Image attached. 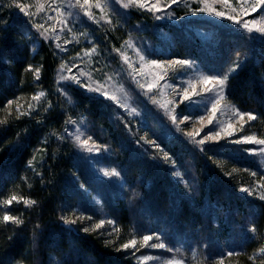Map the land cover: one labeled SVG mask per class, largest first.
<instances>
[{"label": "trees", "instance_id": "1", "mask_svg": "<svg viewBox=\"0 0 264 264\" xmlns=\"http://www.w3.org/2000/svg\"><path fill=\"white\" fill-rule=\"evenodd\" d=\"M5 1L0 0V264H136L126 258L121 245L153 231L166 240L171 230L173 246L178 239L197 252L199 257L189 264H264L260 252L264 248V201L246 200L232 189L231 178L198 152L194 153L196 172L203 177L208 173V178L196 201L190 193L180 192L163 162L147 161L123 145L124 131L106 100L75 88L68 92L70 100L59 92L61 51L38 39L32 26ZM134 21L139 22L135 15ZM175 37L180 47L202 62L206 54L224 67L234 51L245 58L229 80L227 96L256 115L249 129L264 139V42L222 34L218 46L207 53L195 49L189 37L179 33ZM9 101L13 102L10 106ZM77 117L92 124L97 134L105 131L111 136L122 175L131 184L129 191L98 178L80 156L67 133L71 119ZM212 148L240 151L223 145ZM91 192L104 202L114 235L107 236L108 230L104 233L101 228L83 231L107 216L96 210ZM12 195L36 203L5 205L3 201ZM214 203L224 209L217 216L223 221L220 226L214 221ZM78 212L85 219L71 225L63 222L62 218L76 219ZM5 213L23 223L3 222ZM250 216L255 220L254 238L236 231L239 219ZM224 241L234 243L237 250L233 253L238 254L222 258Z\"/></svg>", "mask_w": 264, "mask_h": 264}, {"label": "rangeland", "instance_id": "2", "mask_svg": "<svg viewBox=\"0 0 264 264\" xmlns=\"http://www.w3.org/2000/svg\"><path fill=\"white\" fill-rule=\"evenodd\" d=\"M5 2L16 16L32 26L38 39L49 42L61 51L62 62L57 72L59 92L69 99L68 92L75 88L83 94L106 100L119 128L124 131L123 145L130 146L147 161H154L156 164L163 162L180 192L190 193L196 201L202 183L208 178V173L203 177L196 172L194 153L198 152L199 156L207 159L223 176L231 178L232 189L246 200L264 201L260 199L264 195V187H261L264 185V151H261L264 145L245 143L243 139L246 136L263 138L251 132L249 124L252 121L248 120L247 115H243L241 119V115L236 114L250 112L239 108L227 96L229 80L244 64L245 58L234 51L233 58L224 67L218 65L216 58H206V54H203L205 62H202L187 53L185 46L180 47L179 39L175 37L176 33L187 36L193 40L191 44L195 49L207 53H212L213 47L218 46L222 34L239 35L264 42V35L255 31L248 33L243 27L245 23L252 26L254 19L258 22L256 26H260V22L264 21V3H260V0H177L176 3H172V0H142L144 8L137 5L125 8L123 4L127 0H89V5L86 6V10L92 14L89 17L85 15V9L76 4V0ZM16 3L28 5L26 11L33 14L25 15L16 7ZM97 3L101 7H96ZM38 4L44 5L42 12H37ZM154 4H158L161 10L149 11L148 8ZM205 4L215 11L225 13V16L196 11ZM253 6L255 11L252 10ZM134 15L139 18V22L134 21ZM229 15L233 16V20L226 18ZM157 16L161 18L157 19ZM61 19L67 23H61ZM237 20L240 21L239 24L236 23ZM38 24H42L43 28L38 29ZM44 29H48V32L45 33ZM229 47L230 45L226 46V51ZM124 56L128 58L127 63ZM141 56L145 57L144 61H141ZM177 59L188 60L190 66L165 65L164 68H158L147 63L150 60L163 62ZM235 63H240L241 66L233 72L231 69ZM216 75H228L229 79L223 89L208 85L212 91H207L200 82L201 77ZM71 77H76L80 83ZM98 85H103L102 91H106L108 96H116L117 100L89 90V86L95 88ZM149 85L154 87L149 90ZM193 86L198 94L192 95L190 100H184V90L187 89L191 95ZM221 96L223 99H219ZM214 103L217 104L216 109H213ZM173 116L176 117L175 122ZM229 131L231 136L227 135ZM217 132L220 133L218 139L206 140L202 145L196 143ZM67 133L80 156L89 162L98 178L130 190L131 184L122 175L109 134L105 131L97 134L92 124L79 117L71 119ZM188 133H192V136ZM77 136L81 143L88 140L87 147H92L93 151L89 152L87 147H82L76 140ZM238 140L240 142L236 143ZM215 145L238 148L240 151L215 152L212 148ZM165 155L169 159L166 160ZM112 169H116L120 176L103 175V171ZM176 172L181 175H174ZM241 188L250 191L242 192ZM204 192L205 189L202 190ZM90 199L96 210L107 215L101 219L104 221L101 229L104 233L105 229L108 230L107 236L114 235L112 226L108 223L110 215L104 202L94 192H91ZM223 211V206L214 203V221L218 226L223 221L217 216H221ZM75 218L85 219L80 212L75 213ZM239 220L236 231L254 238V217H241ZM146 235L153 236L147 245L142 240L144 235H139L135 238V247L122 248L127 253L128 260L136 264H166L170 260H181L183 264H189L188 261L199 257L195 250L186 247L185 241L174 239V245L177 246H173L172 230L168 231L166 240L154 231ZM157 236L160 237L159 240L156 239ZM161 242L167 247L162 249L150 246ZM213 243L217 247V243ZM220 245L225 246L226 251L222 258L237 250L236 245L229 241Z\"/></svg>", "mask_w": 264, "mask_h": 264}, {"label": "snow or ice", "instance_id": "3", "mask_svg": "<svg viewBox=\"0 0 264 264\" xmlns=\"http://www.w3.org/2000/svg\"><path fill=\"white\" fill-rule=\"evenodd\" d=\"M176 2H177V0H172V3H176ZM225 2H227V0H225ZM260 3H264V0H260ZM76 4L81 9H85V15L91 17V15H92L91 12L86 10V6L89 5V0H83V3H81V0H76ZM133 5H137L140 8H144L145 7V4L142 2V0H127V2L123 4V6L125 8H127L129 6H133ZM95 6L96 7H101V5L99 3H97ZM16 7H18L19 10L21 12H23L25 15H29L30 16V15L33 14V13H30V12L26 11V9L29 7L26 4L16 3ZM153 9H156V11H160L161 10L160 7L158 6V4H154V5H152V7L148 8L149 11H152ZM43 10H44V5L43 4H38L37 12H42ZM252 10L255 11V6H253ZM196 11H198V12L208 11L210 15H215V16H218V17H224L225 16V13L220 12V11H215L208 4H205L204 7L196 9ZM69 15H71V13H69ZM61 16H63V13H61ZM156 18L160 19L161 17L157 16ZM226 18L229 19V20H233V16H230V15L227 16ZM60 22L64 23V24L67 23V21L64 20V19H61ZM108 22L110 23L111 21H108ZM236 23L239 24L240 21L237 20ZM251 23H252V26H249V24H247V23H245L243 25V27L246 29V31L248 33H252V32L255 31L257 33H260V34L264 35V21H261L260 22V26H258V27L256 26L258 22L255 19ZM37 28L38 29L43 28V25L42 24H38ZM53 31H55V29H53ZM44 32L45 33L48 32V29H44ZM129 47H131V45H129ZM87 54L88 53H86V55ZM140 59H141V61H144L145 57L141 56ZM124 60H125L126 63L128 62L127 56H124ZM147 63L150 64V65H154V66H156L158 68H164L165 65H167L168 67H174L176 65H179L181 67L186 66V65L190 66V63H189L188 60H180V59L163 61V62L162 61H157V60H150V61H147ZM240 66H241L240 63H235V66L231 69V71H233V72L236 71V69L239 68ZM129 67L132 68V65L129 64ZM29 70H31V66H29ZM36 71L38 73L39 70L37 69ZM133 71H136V70L133 68ZM61 79H65V77H61ZM71 79L76 80V77H71ZM228 79H229L228 75H223V76H219V75H216V76H202L200 82L205 85V89L207 91H212V88H208L207 87L208 85H212L213 87L220 86V88L223 89V87L225 86V84L228 81ZM76 82L80 83L78 80H76ZM140 87L143 88L144 85H140ZM148 87H149V90H151L154 87V85H149ZM102 89H103V85H98L95 88H92V87L89 86V90L90 91L101 92L103 95L107 96L109 99L117 100L116 96H114V95L113 96H108V93L106 91H102ZM197 94L198 93H196V91H195V86H193V91H192L191 95L189 94L187 89L184 90L183 99L184 100H190L192 95H197ZM40 95L42 96L43 93H41ZM33 99L39 100L40 96H34ZM219 99H223V97L221 96V97H219ZM12 103H13L12 101H9L8 105L10 106ZM121 106L123 107V105H121ZM29 108H31V105H29ZM216 108H217V104L214 103L213 104V109H216ZM133 111H135V110H133ZM17 112L20 115L24 114V113H20L19 112V108H17ZM236 114L237 115H241V119H243V115H247V118H248L249 121L257 119L256 115H254L252 113L241 114V113L237 112ZM172 119H173V122L176 121V117L175 116H173ZM211 122L212 121L210 120L209 123H211ZM0 123H3V121H0ZM188 135L192 136V133H188ZM227 135L231 136L232 135L231 131H229L227 133ZM219 137H220V133L217 132V133H214L212 135L205 136L204 139L198 140V141H196V143L202 145V144L205 143L206 140H215V139H218ZM89 139H91V138L89 137ZM243 139H244L245 143H255V144L264 145V139H257L255 136H246ZM76 140H77L78 143H81L79 136L76 137ZM239 142H240L239 140L236 141V143H239ZM87 145H88V140H84L81 143L82 147H87ZM87 151L91 152V151H93V148L92 147H87ZM261 151H264V149H262ZM165 159L166 160L169 159L167 155H165ZM103 175L106 176V177H119L120 173L116 169H112L110 171H107V170L103 171ZM174 175L180 176L181 174L179 172H176V173H174ZM253 175H255V173H253ZM261 187H264V185H261ZM240 191L249 192L250 190L247 189V188H241ZM260 199L264 200V195H261ZM14 201L15 202H23L25 206H31V205H34L36 203V201H34V200L25 199L22 196L18 197L16 195H12L10 198L4 200L3 203L5 205H11ZM62 219H63V222L65 224H70L71 225V224H76L77 223V219H68V218H62ZM2 220L5 223L11 222V223H14V224H17V225H20V224L23 223V220L20 219L19 217L12 216V215H9L7 213L3 214ZM108 223L111 224L113 222L112 221H108ZM103 224H104V221L102 220L99 223H97L94 228H92V229L84 228L83 231L84 232H88L90 230L95 231L96 229L101 228L103 226ZM252 231H255V228H253ZM152 239H153L152 235H144L142 237L143 243L145 245H147L148 242L150 240H152ZM156 239L159 240L160 237L157 236ZM136 243H137V241L135 239H132L130 242L124 243L123 245H121V248L128 249L129 247H135ZM150 246L151 247H156V248H162V249L167 247L166 244L163 243V242L157 243V244H152ZM169 251H171V249H169ZM260 252L264 253V248H261ZM233 254H238V253H233V252H229L228 253V255H230V256L233 255ZM252 258L253 257H250V259H252ZM166 264H183V261H181V260H170V261H167Z\"/></svg>", "mask_w": 264, "mask_h": 264}]
</instances>
